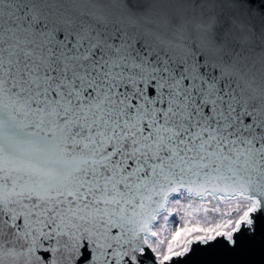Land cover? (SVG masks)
I'll return each instance as SVG.
<instances>
[{"label":"snow or ice","instance_id":"6c2138e0","mask_svg":"<svg viewBox=\"0 0 264 264\" xmlns=\"http://www.w3.org/2000/svg\"><path fill=\"white\" fill-rule=\"evenodd\" d=\"M0 264H264V0H0Z\"/></svg>","mask_w":264,"mask_h":264}]
</instances>
